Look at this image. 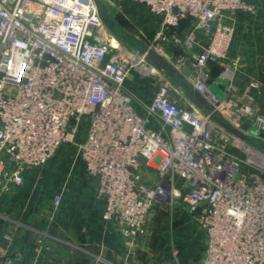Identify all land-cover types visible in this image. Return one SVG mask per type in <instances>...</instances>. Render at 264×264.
Instances as JSON below:
<instances>
[{"label": "built area", "instance_id": "1", "mask_svg": "<svg viewBox=\"0 0 264 264\" xmlns=\"http://www.w3.org/2000/svg\"><path fill=\"white\" fill-rule=\"evenodd\" d=\"M121 1L146 8L156 21L153 49L177 68L191 62L192 87L240 136L173 96L164 79L149 100L135 96L138 55L104 21L117 1L103 9L99 0H0V193L72 147L74 163L97 182L103 218L116 220L130 245L145 234L154 204L170 203L204 235L200 264H264V110L255 106L263 86L254 80L241 90L231 58L239 17L254 16L255 3ZM219 63L226 87L218 95L209 76ZM61 202L56 195V209ZM38 247L50 250L41 240Z\"/></svg>", "mask_w": 264, "mask_h": 264}, {"label": "crops", "instance_id": "2", "mask_svg": "<svg viewBox=\"0 0 264 264\" xmlns=\"http://www.w3.org/2000/svg\"><path fill=\"white\" fill-rule=\"evenodd\" d=\"M114 1L118 8L132 6L130 12L139 7L146 9L141 5L134 8L135 4L127 1ZM253 2L257 7L256 14L239 17L231 58L239 61L236 84L241 90L254 80L263 86L255 106L264 110V0ZM188 25V20L183 21L181 29L185 30ZM154 27L156 29V24ZM225 65L216 64L210 71L209 83L216 87L218 94L226 87L219 81ZM182 69L187 72L184 78L192 86L195 77L192 63L188 62ZM133 89L136 90L135 85ZM182 100L188 106L194 104L187 93ZM60 156L62 154H57L48 166L27 170L20 188L11 193H0V252L3 250L12 257L14 264H200L204 235L188 211L182 209L176 215V226L170 233L169 251L173 249L174 256L147 262L132 254L119 223L103 218L105 204L97 197L95 178H89L82 166L73 172L70 155L66 161ZM58 168L62 175L55 177ZM158 177L157 173H152L154 180ZM58 194L62 195V202L56 209L54 197ZM49 200L48 207L46 202ZM7 236L11 240H7ZM40 240L43 246L50 247L49 251L38 252ZM138 248L144 251L142 239L137 241ZM0 264H4L1 255Z\"/></svg>", "mask_w": 264, "mask_h": 264}, {"label": "rangeland", "instance_id": "3", "mask_svg": "<svg viewBox=\"0 0 264 264\" xmlns=\"http://www.w3.org/2000/svg\"><path fill=\"white\" fill-rule=\"evenodd\" d=\"M99 1L101 7L105 9L107 6V0H99ZM131 7L132 6H130L129 9L124 7L123 8L116 7V9L110 11V13H107L106 15L108 16L109 14V17L116 22V26L117 28H119V31H122L127 34V36L125 35L123 38L120 39L117 38V39L123 42L125 48L135 50V52L138 55L137 61L140 62L138 65V69L133 71L132 77L130 79V83L132 82L131 88L135 96L145 102L146 100L149 99L148 97L149 93H151V91L158 85L160 80L164 79L170 85V89L173 96L178 97L182 100V97L185 96L186 91L181 86L179 79L177 77L171 76L167 70L152 65L147 60V57H144V54L146 55V53L142 49L137 47L136 44L131 40L132 38H137L141 42L153 48L151 44L155 30L154 26L156 24V22L153 21L154 19L152 18V15L146 9L144 10L139 7V9L137 8V10L130 12V10L133 9ZM133 7L136 8L138 6L135 5ZM168 62L171 65H173L172 62L170 61ZM142 67H146L148 70L142 71L141 69ZM173 67L177 69L178 74H181L182 76L186 75L187 72H185L182 68L181 69L177 68L174 65ZM133 85L136 86V90L133 89ZM212 91L218 94L215 86H212ZM227 122L232 126L233 129H237L234 123H231L229 121ZM253 130H255V128H253ZM233 136L236 139H238V137H236L234 134ZM233 140L234 139H232V141ZM230 152L235 153V155H237L243 160L246 158L244 153H242L240 150L234 147L230 149ZM59 154H62V156H60L59 158L64 161H66V157L70 155L69 156L71 157L70 170H73V172L76 170V168L80 166L83 167V165L81 163H78L77 161L76 164L74 163L76 152L72 147H65L58 153V155ZM53 160L54 159H52L47 164V166ZM73 163L74 165H72ZM73 166L74 168L72 169ZM56 171L57 172L55 174V177L61 174L60 173L61 168H58V170ZM49 203L50 200L46 202V205L48 207H49ZM181 211L183 210L177 204H170V203L154 204L147 220V224L145 227V234L138 239V240L142 239L144 251H141V249L139 248L137 249L138 240H136L134 244L131 245L132 254L139 255L140 258H143L147 262L153 261L152 263L157 262L158 258H161L162 256L166 258H170V255L174 256L175 254L174 250L171 249L170 250L171 253L169 251V241L172 240L170 239V233L172 232V229L176 226L175 217ZM144 242L146 244V247L144 246ZM128 243L130 242L128 241Z\"/></svg>", "mask_w": 264, "mask_h": 264}, {"label": "water", "instance_id": "4", "mask_svg": "<svg viewBox=\"0 0 264 264\" xmlns=\"http://www.w3.org/2000/svg\"><path fill=\"white\" fill-rule=\"evenodd\" d=\"M105 23L107 26L114 32L117 38H123L126 33L119 31V28L116 26V22L109 18H104ZM137 47L142 49L146 53L147 60L154 66L163 68L169 72V74L173 77H177L180 81L181 86L185 89L188 97L192 100V102L200 107L204 108L206 111L209 112L211 120L216 123L217 125L221 126L222 128H225L235 136H240L235 129L232 128V126L218 113L215 112L211 106L208 104V102L205 100V98L196 92L194 88L189 84V82L182 76L181 74H178V71L176 68H174L158 51L151 48L147 44L141 42L137 38L131 39ZM244 128H248V125H244Z\"/></svg>", "mask_w": 264, "mask_h": 264}, {"label": "bare ground", "instance_id": "5", "mask_svg": "<svg viewBox=\"0 0 264 264\" xmlns=\"http://www.w3.org/2000/svg\"><path fill=\"white\" fill-rule=\"evenodd\" d=\"M111 40H112L113 44L117 45L118 41L115 38H112ZM141 69H142V71L148 70L146 67H142Z\"/></svg>", "mask_w": 264, "mask_h": 264}, {"label": "trees", "instance_id": "6", "mask_svg": "<svg viewBox=\"0 0 264 264\" xmlns=\"http://www.w3.org/2000/svg\"><path fill=\"white\" fill-rule=\"evenodd\" d=\"M214 66H216V65H213L212 67L214 68Z\"/></svg>", "mask_w": 264, "mask_h": 264}]
</instances>
